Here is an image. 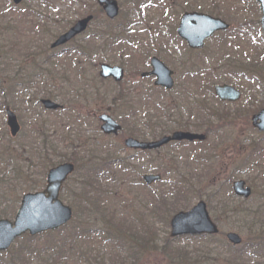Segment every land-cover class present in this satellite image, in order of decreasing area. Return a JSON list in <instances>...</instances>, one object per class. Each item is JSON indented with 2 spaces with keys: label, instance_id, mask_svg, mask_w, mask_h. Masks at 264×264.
Segmentation results:
<instances>
[{
  "label": "rangeland",
  "instance_id": "obj_1",
  "mask_svg": "<svg viewBox=\"0 0 264 264\" xmlns=\"http://www.w3.org/2000/svg\"><path fill=\"white\" fill-rule=\"evenodd\" d=\"M116 1L119 16L107 22L93 0H22L19 6H13L11 0H0V15L4 16L0 19V27L11 22L15 29L9 31L11 39L5 38L7 30L0 35V45L4 49L0 54H5L2 62L9 72L0 71V215L9 213L0 219L13 221L24 190L36 191L44 187L43 165L67 161L71 153L69 144L81 146V155L86 152L84 158L96 148L106 163L121 159L120 163L109 162L107 174L101 180V186L110 194L118 211L129 205L136 207L134 199H138L139 213H147L160 240L168 238L170 229L165 223L173 214L170 216L171 211H166L158 215L154 208L171 205L177 197L178 181L184 177L193 178L196 187L190 189L184 210L178 211L190 209L198 200L207 204L209 215L220 231L210 241L216 246L209 244L208 251L214 250L218 258L242 254V264H264V255L261 257L251 249L264 237V134H258L250 126L252 114L264 108V35L255 28L260 18L255 1ZM184 10L218 17L231 26L232 32L217 33L202 51L191 53L175 35L179 15ZM89 14L93 15L94 22L83 36L65 47L49 49L57 36ZM118 37L120 41L116 42ZM152 56L174 71L172 92H151L152 79L140 78L142 72L149 71L148 60ZM101 63L121 66L125 74L119 89L134 98L138 91L141 98L145 97L142 103L139 99L138 104H130L135 108L134 118L126 106L109 110L110 116L122 126V132L114 138L102 136L95 117L109 108L107 104L102 105L96 95L118 91L111 81L99 79ZM5 64L0 70L6 68ZM214 84L237 88L241 92L240 100L231 104L219 102L210 92ZM182 95L191 96L188 102L203 99L205 108L227 111L228 115L220 124H216L215 118L210 119L216 132L208 135L203 143L168 146L148 155L136 156L123 149V139L131 133L136 137L135 131L147 134L144 137L151 140L150 130L142 131V128L144 117H148L144 115L145 107H153V102L161 104L162 109L165 103L171 109L178 107L173 115L170 109L165 112L166 116L170 114L165 118L168 128L174 126L180 112L186 124L196 122L198 108L192 107ZM40 99L52 100L62 105L63 110L47 112L41 107ZM5 107L15 113L20 126L15 138H11L5 124ZM52 142L57 144L55 151L45 152V145L50 146ZM6 151L14 153L16 158H8ZM205 153L210 156L208 166L211 170L207 174L202 165L196 164L197 157ZM247 157L249 164L246 165ZM46 158L48 163L43 161ZM150 167L152 174L160 173L162 177L160 182L147 187L140 182L141 173L151 174ZM80 168L79 175L67 184L68 193L81 183ZM237 179L245 180L252 187V197L243 205L230 195V184ZM64 194L67 196L66 191ZM126 203L130 204L126 206ZM128 208V219H132L135 210L132 212ZM240 210H245L250 218H241ZM253 217L256 221H252ZM228 232L240 236L241 246L227 244L225 234ZM256 232H263L260 238ZM38 240L45 242L43 237ZM176 245L194 249V242L188 239L177 240ZM17 246L14 243L2 255L10 257ZM91 254V262L107 259L100 246ZM41 258L35 254L26 257L32 264H40ZM69 264H75L73 259H69Z\"/></svg>",
  "mask_w": 264,
  "mask_h": 264
},
{
  "label": "trees",
  "instance_id": "obj_2",
  "mask_svg": "<svg viewBox=\"0 0 264 264\" xmlns=\"http://www.w3.org/2000/svg\"><path fill=\"white\" fill-rule=\"evenodd\" d=\"M3 17V14H1L0 19L2 20ZM11 25V22H8L5 23V25L1 26L0 35H2L5 30H7V33L4 34L5 38L11 39V32L9 31L15 30ZM116 39V42L120 41V37ZM0 50L4 51L2 44L0 45ZM4 58L5 54L1 52V68L5 64L2 62ZM5 67L6 68H4V70L0 71L6 74L8 72L6 64ZM96 96L98 97V101L102 103V105H108V110L122 105L126 106L125 108H127V110H131L132 116H135L136 114L134 106H130V104H134L133 102L138 104L139 99V103H142V99L140 97L136 96L135 98H138L136 100L133 96H131V94L125 93L122 88L118 89V91L103 92ZM84 98H86V94H84ZM204 110V103H200L198 112L199 118H197V121L194 122L191 126H188V124L183 121L182 115L179 114L176 120L173 122L174 126H172V128H168V124L162 121V118L164 116H161L160 111V115L152 116L149 119H146L145 116V124L143 126H145L147 130H150L151 134L149 136H151L152 138L170 133L173 130H187L189 128H192L194 131L203 132L207 135H210L212 132H216L215 129L211 126L212 122L210 121V119L215 118L217 121L216 124H220L225 118V115H228V113L227 111L217 112L212 108H209L207 109V113L205 115L203 113ZM146 111V113L148 114L149 109L147 108ZM174 111L176 110L171 109L170 113L173 115ZM164 112H166V109L164 110ZM169 116L170 114L167 116V118ZM147 122H151L152 125H148ZM135 133L141 135L140 132L135 131ZM138 135H136V138L144 139V133H142V136ZM131 136L135 137V134L131 133ZM56 146L57 144L53 142L50 146L45 145V152L55 151ZM75 146H72V144H69V146H67L70 149L71 153L68 156V160L65 162H70L75 166L74 174L72 175V177L76 175L78 176L81 172L80 166L82 167V176L79 179L81 183L74 186L73 191L68 193L69 188L67 184L71 180L70 179L63 186V192L61 194V200L66 202L67 205L71 204L70 207H72L74 211L72 221L67 226L58 231L49 232L35 237L37 238V240H35V238H29L27 236L21 238L20 240H16L15 243L18 244V246L13 249L10 257L6 258V255H4L5 253L3 255L0 254V264H32V261H30V259H26L27 256H31L32 254H35V256L37 257H42L40 259V264H69L70 258L73 259L75 264L243 263L242 260H244V258L242 254L236 256L229 255L228 257L223 256L221 258H218V254L213 253L214 250L208 251L210 249L209 244H212L210 241H213V238H215L212 236L182 238L194 242L193 250H188L187 247H177L176 242L177 240H180V238L176 240H171L169 238L160 240L159 236L154 230L151 220L148 219L147 213H139L140 211L137 210L138 208H141V206L139 205V201L138 203H136L138 199H134V204L136 207L129 205L131 203L130 202L129 204H125L126 206H129L125 208L122 207L121 212L118 211L116 205L112 202L110 194L101 186V180L103 175L107 174L109 162L115 161V163H120L121 159L115 158L113 160H109L106 163L103 154L101 157H99V151L96 148L91 152L90 155L87 152V157L84 158L86 152L84 156H82V153L80 152L81 146ZM205 151L208 152L207 149ZM6 154L8 158H16L14 156V153H12L11 151H6ZM197 158L198 160L196 161V164L198 165L199 163L200 166L202 165L203 168L206 169L204 174H207V171L210 172L211 169H209L208 166L210 156H207L205 153L203 154V156L200 155ZM107 159H110V157L107 156ZM43 161L44 163L49 162L48 158ZM248 161L249 157L244 160V163L247 165L249 164ZM57 164L58 163L49 162L47 165H43L42 173H46L48 169L54 167ZM122 170L127 171L128 169ZM149 171H152V167H150ZM193 180V178L185 177L183 179H180L176 184L177 197L173 202L174 204L172 203L171 205H157L154 208L156 212L155 214L160 215L159 213L171 211V216L178 210H184L185 204L187 203V197L190 194V189L196 187L195 183H193ZM33 191L35 190H24V192ZM65 191L67 196H65L64 194ZM72 193L74 196H72ZM67 201H70L71 203L69 204L67 203ZM239 204L243 205L245 204V202H239ZM128 207H133L134 209H129ZM173 207L177 208L171 210ZM127 208L132 212H134L135 210V213L133 215L134 218L128 219L126 211ZM136 210L138 212H136ZM246 213L247 212L245 210H240L239 215L243 219H249L250 215ZM8 215L9 213H2L0 217H7ZM255 218L256 217H253L252 221H256ZM167 223L168 222L165 223L166 227ZM256 233L257 237L260 238L261 233L263 232ZM41 237L45 239L44 243L39 242L40 240L38 239ZM34 242H36L35 245ZM98 246H100L103 254L105 253V257L107 259L106 261L102 260L99 263L91 262L90 257L92 255V250H96ZM215 246V244H212V247ZM251 249L255 250L256 253L261 254L260 256L262 257V255H264V237L262 239H258V245H256V247L254 248L251 247ZM86 255L87 258H84Z\"/></svg>",
  "mask_w": 264,
  "mask_h": 264
},
{
  "label": "water",
  "instance_id": "obj_3",
  "mask_svg": "<svg viewBox=\"0 0 264 264\" xmlns=\"http://www.w3.org/2000/svg\"><path fill=\"white\" fill-rule=\"evenodd\" d=\"M18 4L20 0H12ZM261 11L260 26L264 33V0H256ZM97 5L102 9L108 19H114L118 15V6L114 0H95ZM92 17L88 16L77 21L66 33L59 36L50 46L51 49L62 46L77 35L84 32L91 21ZM228 26L215 18L197 13H185L181 16L176 33L178 37L184 40L191 49H200L203 47L204 40L210 38L215 32L226 30ZM152 71L142 74V77L154 76V86L171 89L173 82L171 79L172 72L163 66L157 59L150 60ZM99 76L102 79L112 78L119 82L123 78V71L119 67H110L101 65ZM215 95L221 101L234 102L239 98V93L228 86H217L214 88ZM42 106L45 110L55 111L60 107L49 101L42 100ZM6 125L11 137H15L19 131V125L15 115L6 109ZM102 123L100 130L104 135H116L120 131L117 125L107 115L98 116ZM251 125L259 132H264V110L252 116ZM203 135H195L183 132H175L170 136L161 138L156 142L141 143L134 139L128 138L123 144L130 150L151 151L170 142L180 141H203ZM74 167L72 164L65 163L50 169L46 174L44 190L36 193L25 194L21 197L19 208L14 217V221L0 220V252L10 248L15 239L20 238L28 233L30 237L57 230L65 226L72 218V210L65 206L59 199V193L62 184L72 174ZM143 181L150 185L159 180V176H143ZM232 191L235 196L247 199L250 196V189L245 187L243 181L232 183ZM170 238H176L183 235H215L218 230L210 220L206 211V205L198 202L190 211L180 212L174 215L169 223ZM226 239L233 246L239 245L241 240L234 234L229 233Z\"/></svg>",
  "mask_w": 264,
  "mask_h": 264
}]
</instances>
